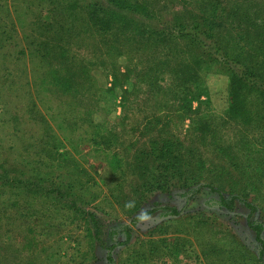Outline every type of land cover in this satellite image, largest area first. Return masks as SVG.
Returning a JSON list of instances; mask_svg holds the SVG:
<instances>
[{"label": "rangeland", "instance_id": "1", "mask_svg": "<svg viewBox=\"0 0 264 264\" xmlns=\"http://www.w3.org/2000/svg\"><path fill=\"white\" fill-rule=\"evenodd\" d=\"M144 1L155 9V19L142 23L156 29L173 15L196 9L197 2ZM219 1L217 15L224 25L232 17L244 28L237 38L242 59H264V49L259 50L264 48V0ZM47 12L44 0H0V164L25 174L47 172L53 180L71 183L82 206L94 215L98 233L53 203L36 201L29 208L13 196L17 204L8 206L11 195L0 193V264H107L110 245L113 264H254L259 245L245 223L247 210L221 206L219 193L206 182L219 186L224 197L235 195L257 206L251 218L262 223L264 241V108L249 97L247 102L263 117L227 119V71L218 64L192 63L193 52L181 58L163 50L176 72L165 70L162 77L177 81L182 90L176 96L161 86L156 97L147 98L141 94L146 85L137 82V64L144 55L131 52L125 57V52L113 50L105 56L88 37L69 41L68 53L75 61L60 72L69 86L52 84L51 63L59 58L42 59L33 45L55 43L34 31L33 19ZM229 35L225 29L217 33L228 52L240 57L232 52ZM60 47L50 51L58 53ZM151 57H146L149 64ZM192 118L206 124L204 144ZM155 127L161 135L195 147L221 172L208 173L189 187L140 191L142 168L135 160ZM91 139L99 144L94 146ZM215 142L233 154L239 172L214 156ZM41 147L51 156H42ZM141 163L149 165L145 157ZM123 226L129 229L126 240Z\"/></svg>", "mask_w": 264, "mask_h": 264}, {"label": "trees", "instance_id": "2", "mask_svg": "<svg viewBox=\"0 0 264 264\" xmlns=\"http://www.w3.org/2000/svg\"><path fill=\"white\" fill-rule=\"evenodd\" d=\"M44 1L47 3L49 12L44 18L33 19L36 26L34 31L37 32V35L45 36L48 43L52 40L55 43L53 42L54 44L49 46L41 40L42 42H35L36 44L33 43V45H38L37 49L35 47V54L38 57L48 61H55L59 58L56 63H51L52 73L48 82L69 86L68 83L64 82V77H61L60 72L65 70L68 64H73L75 61V58L68 53V44L73 37H88L96 40L103 49L101 53L105 56H109L113 50L125 52L123 53L125 57H128L131 52L136 53L137 57L139 54L144 55L137 64L139 66L137 67L139 78L137 82H143L146 85L144 89H141V94L147 95V98L154 97V95L156 97L159 94L158 90L162 87L163 90L168 87V93H180L182 87L177 85V81L172 84L170 79L162 77L166 76L164 75L165 70L171 74L176 72V69L166 61L165 56L166 53L170 52L169 55L177 56L180 54L182 58L184 53L193 52L195 58L192 63L197 65L202 62L218 64L227 71L229 79L225 110L227 119L246 121L253 117H263V112L253 107L251 102L249 104L247 98H253L263 110L264 59L260 60L257 55L253 56L259 62L253 61V58L242 59L243 51L237 38L244 31V28L241 21L232 17H229L226 26L224 25L223 19L217 15L220 8L219 0H195L197 1L196 9L193 7L190 10L182 11L180 15H173L167 25L157 29L148 26L147 23H142V21L155 19V9L151 3L144 0ZM238 7L232 8L238 9ZM224 29L226 32L230 31L231 45L235 46V51L232 52H237L240 57L230 54L219 40L217 33ZM262 44L264 45V43ZM168 45H172V48H169ZM54 47H60V51L52 53L50 50ZM262 49L264 48L261 47L259 50ZM163 50L166 55L162 54ZM246 51L249 53L250 49H246ZM54 55L57 56L54 58ZM150 55L153 58L151 57L149 64L146 57ZM85 67L83 65L84 69ZM184 67L188 66L185 64ZM166 80H170V82H166ZM154 84L157 85L154 86ZM150 118L155 121L156 127L158 125L161 127L158 119L152 115ZM144 120L146 122L147 119ZM61 121H65V119L62 117ZM190 121L195 134L200 136L198 140L204 144L203 131L206 124L200 119L192 118ZM156 127L147 133L145 149H142L137 156L138 160H135L141 164L140 167L142 168L140 191H162L176 186L189 187L197 183L199 178H208L206 177L208 173L214 176L215 172H221L218 165L206 159L195 147L184 146L181 140L175 137L161 135V131ZM89 141L94 146L99 144L93 139ZM102 142L107 145L110 144L107 139H103ZM214 145V156L225 159L232 170L239 172V162L236 161L228 148L216 142ZM39 151L46 158L51 156L45 147H41ZM57 155L62 156V153H57ZM142 157L148 160L150 171L146 164L141 163ZM54 178V180L50 178L47 172L37 174L32 171L30 174H25L20 169L6 168L0 164V193L6 192L11 195L8 198V206L17 204V199L14 200L13 196L25 201V205L29 208L32 206L31 203L36 201L53 203L59 206V209L65 210L74 221H80L85 226H91L93 234L96 236L98 230L95 217L82 206V199L73 191L74 186L71 183L63 182L60 177ZM206 186L219 193V203L227 210L234 208L235 205L243 206L247 210L244 218L245 223L259 245L258 258L254 264H264L262 259L264 253V241L261 237L262 223L259 219L251 218L257 210V206L243 199L236 200L235 195L229 194L224 197L220 187L214 186L210 180L206 182ZM260 201L264 203V198ZM1 204L2 200H0ZM170 211L173 214L176 213L174 208H170ZM122 231L126 240L129 236V229L123 226ZM90 232L92 233V231ZM111 249V245L106 249L107 264H113Z\"/></svg>", "mask_w": 264, "mask_h": 264}, {"label": "clouds", "instance_id": "3", "mask_svg": "<svg viewBox=\"0 0 264 264\" xmlns=\"http://www.w3.org/2000/svg\"><path fill=\"white\" fill-rule=\"evenodd\" d=\"M141 218H145V217L142 216Z\"/></svg>", "mask_w": 264, "mask_h": 264}]
</instances>
